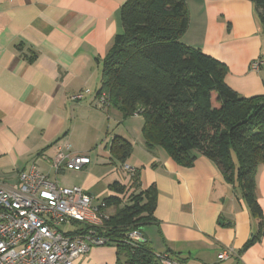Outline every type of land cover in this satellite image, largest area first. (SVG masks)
I'll return each instance as SVG.
<instances>
[{
	"label": "crops",
	"instance_id": "0c3cea01",
	"mask_svg": "<svg viewBox=\"0 0 264 264\" xmlns=\"http://www.w3.org/2000/svg\"><path fill=\"white\" fill-rule=\"evenodd\" d=\"M125 1L0 0V183H16L18 173L35 164L59 186H80L99 203L120 197L110 185H129L128 165L137 170L140 189L156 190L155 221L142 229L154 252L182 264H264V164L255 177L260 217H254L213 160L197 153L193 163L182 165L160 148L148 149L142 116L124 117L99 101L102 60L121 28ZM186 5L182 42L224 63V81L241 96L264 94V31L252 3ZM255 61L257 69L250 66ZM81 92V99H71ZM116 136L131 144L122 164L110 158ZM63 143L88 153L90 162L80 170H56ZM106 212L113 215L115 206L107 205ZM260 219L259 239L245 246ZM226 247L234 254L219 260ZM108 250L90 248V258L83 255L76 264L106 263Z\"/></svg>",
	"mask_w": 264,
	"mask_h": 264
},
{
	"label": "trees",
	"instance_id": "16d2710c",
	"mask_svg": "<svg viewBox=\"0 0 264 264\" xmlns=\"http://www.w3.org/2000/svg\"><path fill=\"white\" fill-rule=\"evenodd\" d=\"M249 1L264 31V0ZM188 22L186 0H126L121 28L102 60L97 94L124 117L142 116L148 149L160 148L182 165L193 163L197 153L213 160L252 216L260 217L255 177L264 164V94L244 97L229 87L224 63L182 42ZM130 152L131 144L116 136L110 158L122 164ZM110 189L120 197L105 198L115 212L97 232L115 247V264H164L169 257L154 252L142 234L155 221L154 186L140 189L136 170L129 185L115 182ZM259 221L245 246L259 239ZM130 231L144 240L130 243Z\"/></svg>",
	"mask_w": 264,
	"mask_h": 264
},
{
	"label": "built area",
	"instance_id": "2783aa9c",
	"mask_svg": "<svg viewBox=\"0 0 264 264\" xmlns=\"http://www.w3.org/2000/svg\"><path fill=\"white\" fill-rule=\"evenodd\" d=\"M250 66L257 69L259 63ZM82 96L83 92L76 93L71 99ZM99 101L104 103L103 94ZM89 162L88 153L73 152L63 143L57 147L53 167L80 170ZM123 167L131 176L133 170ZM106 208L105 201L96 203L94 195L82 187L59 186L35 164L30 165L18 173L16 183H0V264H76L92 246L106 244L97 232L108 219ZM127 240L136 243L144 237L130 231ZM233 254V249L226 247L218 259ZM163 263L182 264L168 258Z\"/></svg>",
	"mask_w": 264,
	"mask_h": 264
},
{
	"label": "rangeland",
	"instance_id": "374dc122",
	"mask_svg": "<svg viewBox=\"0 0 264 264\" xmlns=\"http://www.w3.org/2000/svg\"><path fill=\"white\" fill-rule=\"evenodd\" d=\"M254 13H255V15H256V12H255V10H254ZM256 17V20H257V16H255ZM258 21V20H257ZM259 23V22H258ZM261 27V26H260ZM263 58H264V53H263ZM144 227V229H146L145 227H146V225H144L143 226ZM146 233L148 234V236L150 237L151 235H150V233L146 230ZM108 248L109 250L108 251H110L111 252V254H109L107 257H104V258H108V260L106 261V263H104V261H102L103 263L102 264H110V262H113L114 264H115V262H116V254H115V247L112 245V244H104V245H95V246H92L91 248ZM83 255H85V256H83ZM82 256H83V258L84 257H87V258H90V254H89V252L87 251L85 254H83ZM81 256V257H82ZM96 264V263H95Z\"/></svg>",
	"mask_w": 264,
	"mask_h": 264
}]
</instances>
